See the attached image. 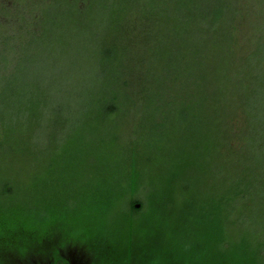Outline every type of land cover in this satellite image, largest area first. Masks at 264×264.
<instances>
[{
  "label": "rangeland",
  "instance_id": "obj_1",
  "mask_svg": "<svg viewBox=\"0 0 264 264\" xmlns=\"http://www.w3.org/2000/svg\"><path fill=\"white\" fill-rule=\"evenodd\" d=\"M64 1L0 0V83L3 73L10 74L18 115L15 143L0 152V186L10 182L25 197L39 177L63 168L62 159L78 153L82 140L95 145L106 135L123 150L129 147L144 122L143 103L124 101L115 124L101 130L106 134H89L100 110L96 98L120 76L148 88L164 70L152 59L156 26L137 18L121 28L114 0H72L71 7ZM197 1L210 16L202 31L192 27L187 33L180 69L187 70L185 99L178 107L187 110L188 120L175 123L169 155L200 151V194L239 193L229 229L238 245L264 237V0ZM102 159L89 153L81 165L90 181L101 172ZM152 192L144 186L133 199L149 208ZM126 213L136 229L145 228L138 240L153 246L161 239L152 210ZM113 217L120 220L112 228L116 234L130 222L119 212Z\"/></svg>",
  "mask_w": 264,
  "mask_h": 264
},
{
  "label": "trees",
  "instance_id": "obj_2",
  "mask_svg": "<svg viewBox=\"0 0 264 264\" xmlns=\"http://www.w3.org/2000/svg\"><path fill=\"white\" fill-rule=\"evenodd\" d=\"M71 1L65 0L63 5L71 7ZM113 7L121 28L138 19L141 24L156 26L159 31L150 35L152 59L161 62L164 70L148 88L142 84L135 87L129 77L116 79L109 91L96 98L100 110L89 134H106L101 130L115 124L124 101L143 103L144 122L125 150L116 137L103 135L95 145L82 140L81 150L64 157L63 168H51L50 174L39 177L27 197L19 195L10 182L3 183L0 264H10L13 257L33 252L36 243L66 218L80 242L120 249L122 264H264V237L235 245L230 235L239 193L200 194V151L192 148L169 155L175 123L188 120L187 110L178 107L185 99L181 81L187 72L180 71L186 65L182 50L189 42V30L195 27L202 31L209 14L197 0H114ZM4 10H8L6 6ZM122 41L127 45L126 39ZM9 75L3 73L0 83V99L4 97L0 103V152L15 143L17 93L8 82ZM89 153L103 156V168L95 181L80 169ZM144 186L153 190L154 202L149 208L133 199ZM148 209L153 212V225L164 231L153 246L138 240L146 235L145 228L136 229L134 217L125 214ZM118 212L130 222L116 234L112 228L119 227L120 220L113 216Z\"/></svg>",
  "mask_w": 264,
  "mask_h": 264
},
{
  "label": "flooded vegetation",
  "instance_id": "obj_3",
  "mask_svg": "<svg viewBox=\"0 0 264 264\" xmlns=\"http://www.w3.org/2000/svg\"><path fill=\"white\" fill-rule=\"evenodd\" d=\"M76 234L66 218L36 243L33 252L13 257L10 264H122L120 249L80 242Z\"/></svg>",
  "mask_w": 264,
  "mask_h": 264
},
{
  "label": "water",
  "instance_id": "obj_4",
  "mask_svg": "<svg viewBox=\"0 0 264 264\" xmlns=\"http://www.w3.org/2000/svg\"><path fill=\"white\" fill-rule=\"evenodd\" d=\"M140 206H141L140 204H137V208H140Z\"/></svg>",
  "mask_w": 264,
  "mask_h": 264
}]
</instances>
